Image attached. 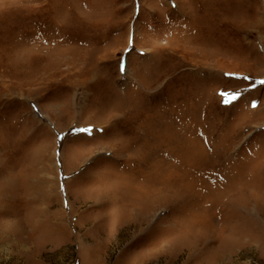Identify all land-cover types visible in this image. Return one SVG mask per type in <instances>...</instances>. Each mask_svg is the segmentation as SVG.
Listing matches in <instances>:
<instances>
[{"label": "rangeland", "instance_id": "rangeland-1", "mask_svg": "<svg viewBox=\"0 0 264 264\" xmlns=\"http://www.w3.org/2000/svg\"><path fill=\"white\" fill-rule=\"evenodd\" d=\"M0 264H264V0H0Z\"/></svg>", "mask_w": 264, "mask_h": 264}]
</instances>
